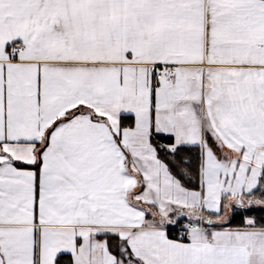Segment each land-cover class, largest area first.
I'll use <instances>...</instances> for the list:
<instances>
[{"label":"snow or ice","instance_id":"6c2138e0","mask_svg":"<svg viewBox=\"0 0 264 264\" xmlns=\"http://www.w3.org/2000/svg\"><path fill=\"white\" fill-rule=\"evenodd\" d=\"M0 264H264V0H0Z\"/></svg>","mask_w":264,"mask_h":264}]
</instances>
